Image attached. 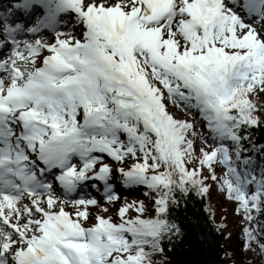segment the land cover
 <instances>
[{
    "label": "snow or ice",
    "instance_id": "snow-or-ice-1",
    "mask_svg": "<svg viewBox=\"0 0 264 264\" xmlns=\"http://www.w3.org/2000/svg\"><path fill=\"white\" fill-rule=\"evenodd\" d=\"M36 6L30 26L10 22ZM261 124L264 0H14L0 12V264H153L181 232L176 193L207 197L208 181L264 257V166L244 154ZM117 178L153 193L155 216L143 200L110 213Z\"/></svg>",
    "mask_w": 264,
    "mask_h": 264
},
{
    "label": "trees",
    "instance_id": "trees-1",
    "mask_svg": "<svg viewBox=\"0 0 264 264\" xmlns=\"http://www.w3.org/2000/svg\"><path fill=\"white\" fill-rule=\"evenodd\" d=\"M253 144L257 147L264 145V124L251 129L248 139L244 141V147L249 149L244 154L252 156L258 173L264 166V152L254 151ZM216 171L219 176L223 168L220 169V165H217ZM208 183L211 187L207 197L198 196L194 191L187 196L176 193L180 203L170 208L168 219L176 223L181 232L163 238L161 244L164 252L152 257L153 264H264V257L260 255L255 243L252 244L255 252L251 249L245 251L243 248L244 238L241 232L248 222L243 219L242 214H237L235 203L227 200L214 183ZM219 195L223 197L219 198ZM228 202L230 204L226 208ZM206 206L214 213L211 218L209 211L205 210ZM258 219L264 226V215ZM232 222L237 227L234 236L228 235L225 230ZM221 223L224 227L217 230L216 225ZM225 253L231 255L226 256Z\"/></svg>",
    "mask_w": 264,
    "mask_h": 264
},
{
    "label": "rangeland",
    "instance_id": "rangeland-1",
    "mask_svg": "<svg viewBox=\"0 0 264 264\" xmlns=\"http://www.w3.org/2000/svg\"><path fill=\"white\" fill-rule=\"evenodd\" d=\"M80 31V30H79ZM78 34H80L79 32H77ZM169 109L173 112V114L177 117V118H181V119H189V120H198V114L197 112L194 111L192 116H188L182 109L180 108H175L173 107L171 104H169ZM202 123H204L203 121H201ZM200 125V122L199 124ZM105 162H108L110 164L115 165V162L111 160L110 157H107L105 154ZM189 167H191V165H189ZM118 175V174H117ZM117 192H118V186L117 184H115ZM140 187V193L136 194L135 196H127L126 194H124L123 192H118V195L121 197H125V199L122 201H120V203H117L116 205H113L110 207V213L115 212L116 208L119 206V204L124 203L125 200H127L128 202H131L133 200H143L145 202L146 207L148 208V211H146L143 215L145 217H153L155 216V212L154 210L151 208V197L154 195L153 193H148V195H144L145 192H148V189L145 188L144 186H139ZM127 193V192H126ZM97 197L99 198V194H97ZM223 197V195H219V198ZM133 199V200H132ZM230 202H228L226 204V208H228ZM218 209H216L217 212ZM136 213L134 212V210H130L129 215H135ZM236 217H231V219H235ZM114 219H116V217H114ZM219 223V222H218ZM236 225L233 226V222L231 223V225H229V227L225 228V230L227 231L228 235L230 236H234V234L237 232V227H235ZM230 264H232V262H230Z\"/></svg>",
    "mask_w": 264,
    "mask_h": 264
},
{
    "label": "bare ground",
    "instance_id": "bare-ground-1",
    "mask_svg": "<svg viewBox=\"0 0 264 264\" xmlns=\"http://www.w3.org/2000/svg\"><path fill=\"white\" fill-rule=\"evenodd\" d=\"M35 17V16H34ZM206 132H207V129H206ZM117 180H113V183L114 185L116 184ZM117 186H118V190H120V192H125L124 194H126L127 196L129 195L130 197L132 196H135L136 197V194L140 191V187L139 186H133V187H130V188H125L119 181L118 179V183H117ZM125 189L124 191H121V189ZM127 192V193H126ZM140 193V192H139ZM138 193V194H139ZM125 197H121L120 196V200L118 201V203H120V201L124 200ZM133 200V199H132Z\"/></svg>",
    "mask_w": 264,
    "mask_h": 264
}]
</instances>
